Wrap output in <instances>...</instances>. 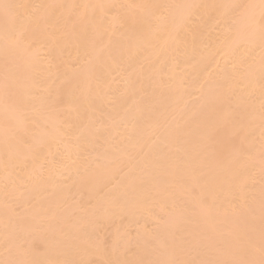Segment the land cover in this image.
<instances>
[{"label": "bare ground", "instance_id": "bare-ground-1", "mask_svg": "<svg viewBox=\"0 0 264 264\" xmlns=\"http://www.w3.org/2000/svg\"><path fill=\"white\" fill-rule=\"evenodd\" d=\"M0 264H264V0H0Z\"/></svg>", "mask_w": 264, "mask_h": 264}]
</instances>
